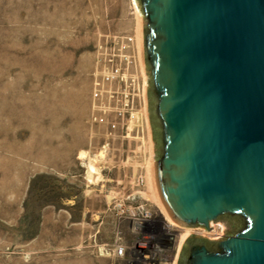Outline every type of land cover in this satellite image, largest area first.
<instances>
[{
    "label": "rangeland",
    "instance_id": "374dc122",
    "mask_svg": "<svg viewBox=\"0 0 264 264\" xmlns=\"http://www.w3.org/2000/svg\"><path fill=\"white\" fill-rule=\"evenodd\" d=\"M143 84L134 0H0V264H114L123 211L162 207Z\"/></svg>",
    "mask_w": 264,
    "mask_h": 264
},
{
    "label": "water",
    "instance_id": "95a60500",
    "mask_svg": "<svg viewBox=\"0 0 264 264\" xmlns=\"http://www.w3.org/2000/svg\"><path fill=\"white\" fill-rule=\"evenodd\" d=\"M134 1L159 203L175 224L222 226L174 264H264V0Z\"/></svg>",
    "mask_w": 264,
    "mask_h": 264
},
{
    "label": "built area",
    "instance_id": "2783aa9c",
    "mask_svg": "<svg viewBox=\"0 0 264 264\" xmlns=\"http://www.w3.org/2000/svg\"><path fill=\"white\" fill-rule=\"evenodd\" d=\"M126 59L128 64L133 63L132 58ZM134 83L132 80L131 84ZM123 213L129 223L125 233L119 232L112 243L103 245L104 256L114 264H174L186 230L188 235H212L216 231L214 224L211 231L182 228L170 220L162 207H152L146 200L131 205Z\"/></svg>",
    "mask_w": 264,
    "mask_h": 264
},
{
    "label": "bare ground",
    "instance_id": "6f19581e",
    "mask_svg": "<svg viewBox=\"0 0 264 264\" xmlns=\"http://www.w3.org/2000/svg\"><path fill=\"white\" fill-rule=\"evenodd\" d=\"M151 192H152V191H151ZM144 196H145V195H144ZM153 196H154V195H153ZM154 197L156 198V194H155V196H154ZM154 197H153V198H154ZM156 199H157V198H156Z\"/></svg>",
    "mask_w": 264,
    "mask_h": 264
},
{
    "label": "flooded vegetation",
    "instance_id": "af4514ba",
    "mask_svg": "<svg viewBox=\"0 0 264 264\" xmlns=\"http://www.w3.org/2000/svg\"><path fill=\"white\" fill-rule=\"evenodd\" d=\"M206 239H209L208 237H205ZM221 238V237H220ZM220 238H218V239H220Z\"/></svg>",
    "mask_w": 264,
    "mask_h": 264
}]
</instances>
